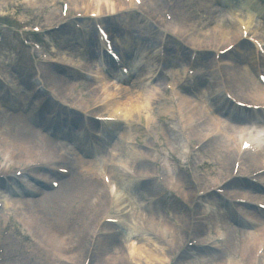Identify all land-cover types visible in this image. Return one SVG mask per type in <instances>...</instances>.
Instances as JSON below:
<instances>
[{
	"label": "rangeland",
	"instance_id": "374dc122",
	"mask_svg": "<svg viewBox=\"0 0 264 264\" xmlns=\"http://www.w3.org/2000/svg\"><path fill=\"white\" fill-rule=\"evenodd\" d=\"M44 3L41 0H33L32 3L30 2H24V0H0V62L6 66L11 68L12 70L16 71V75H19L21 78H26L29 76L31 79L34 80V76L36 73L41 70L44 73H50L51 70L49 69V65H45L41 61V58L39 55L35 54L31 48L24 46L21 43L20 37L24 33L15 25V22H13V19H22L26 22H29V24H34V23H43V27H45V32L42 35H39V39L36 37H31L32 40H35L39 42V44L42 45L44 52H66L70 53L72 55H77V56H82L83 52L81 49H76L75 47L78 48L76 45L79 41L78 36L75 34V27L72 26V23H69V26L65 27V32L66 34H62L58 32V30H53L49 31L50 24L56 25L58 22H60V11L62 7V3L67 1V0H43ZM158 3V6L161 10V12H169L171 14L176 13L177 20L180 21H196L197 25L203 29V32L207 31H214L216 24L214 21H217V18L219 16V13L215 10H210L205 8L206 6L201 5L200 3L196 2L195 0H173V3L177 7V9H171L167 5H165L164 0H155ZM119 2H122V0H119ZM44 5V6H43ZM263 5H264V0H263ZM207 9V10H205ZM76 10L75 7H73L72 4H70V10H69V15H73L74 11ZM255 24L251 27H254V30L257 31V33L264 37V23H259L258 19L256 18L254 21ZM117 25V32H121L122 30L119 29V27L123 24L118 23ZM226 24V23H225ZM225 24L222 23L221 26L222 28L225 27ZM237 26V23H234ZM58 25V24H57ZM165 22H160L158 23L159 27L165 26ZM125 26V25H124ZM125 31V27H123ZM187 31V29H184ZM187 34V33H186ZM186 34H181L178 35V38L176 36H171V40H169V43L173 49H171V53L173 56V60H177V53L176 52H186L187 55L191 54V48L192 43L188 42L186 40L185 42L180 43L179 40H183V37H185ZM68 35L73 39L72 41H68L66 38H68ZM202 32H200V35L198 33V36L201 38ZM149 33L146 31H140L137 29L135 32V37L130 38L128 36H124L125 38L133 39L138 43H141L142 45L147 46L149 51L157 47L159 44L160 38H158L155 35V40L158 41V43H153V40L149 38ZM154 36V35H153ZM211 38V37H210ZM209 38V41H210ZM122 42H124V39H122ZM210 45V44H209ZM205 49V48H204ZM204 52V51H203ZM238 55L235 53L231 56H229V59L234 62L233 66L229 69L226 70V73H222L220 77L217 79V75L214 70V63H213V57L210 54H207L206 57L201 58L204 61H207V64L202 63V66L199 64H196L197 67H202L205 68L206 71V81L207 83L205 85L199 86L198 88L202 91L203 93V104L205 105V108H215L218 105H223V100L221 93L218 92L220 90V83L227 87L231 88L234 90L236 93L240 95H248L249 92H245L244 90H240L237 87L236 81L239 79V73L241 72L238 70V65L237 62L235 61V57ZM210 65V66H208ZM173 68H177L178 66L171 65ZM242 70L252 75V77L255 79V70H253V73L250 72V67H246V65H242ZM213 71V76L211 75ZM64 73V72H63ZM232 78V79H228ZM45 82L42 83H37L36 84V89H39L41 87L46 88L47 90H56L57 88L51 87L50 82L51 80L49 78H44ZM5 83V82H4ZM60 85V84H59ZM217 85V86H216ZM92 86H89L88 84H82V82L74 83L72 81H69L67 84V89L66 86L64 87V90L66 91L67 94H69L70 98H75L78 101L81 102V104L85 105L88 102V106L92 105V98L89 92L87 91L88 89L90 90ZM8 90V89H7ZM161 101L160 103L162 104H177L180 101L181 95L179 93H173V92H168L164 91L163 87H161ZM22 91V90H21ZM30 91L25 92L23 90V98L26 100V103L24 106H21V109L23 110V115L21 114L20 111H16L13 116L16 117H24V122H10L9 117H7V114H2L0 111V129H7L9 130V136L13 140V143L17 142V131L18 129L20 130L21 128H24V126H27L26 123L30 125L31 122H35L36 119L40 117L42 113H44L43 118L49 117L51 110H47V112L43 111L39 107L38 103V98L40 97H35L32 98L31 96L29 99H26V95ZM3 93L7 94L9 96V99H12V105H16L17 102V96H14L13 93L8 91H4ZM197 91L191 93V97H187L185 100V105H189L191 100L197 101L194 96H197ZM135 95V94H134ZM193 95V96H192ZM34 96V95H33ZM248 100H252V97L249 95L247 96ZM2 101V100H1ZM69 101V100H68ZM198 102V101H197ZM202 102L200 104L202 105ZM11 105V106H12ZM191 106V105H190ZM38 107V108H37ZM93 107V106H91ZM102 107H97L96 110L99 112H93V113H101V114H107L110 113L111 111H100L102 110ZM228 108L225 110L224 114L221 115L219 118L221 121H223L224 128L227 130V136L229 135V138H232L231 141L227 142L228 145L231 148H235L238 145L237 137L240 133V128L236 126L238 123H250L252 120L253 113L250 112H243L239 111L236 113L234 117H241L243 120L241 121H233L232 118L233 116H228ZM39 111H41L39 113ZM154 117V116H153ZM142 115L141 117L139 115H132V118H130V122L135 126V129L133 130V135H131V139L133 140H128L125 142V132L128 131V122L123 121L120 125L114 126L116 128V135L114 136L112 142L108 145L114 148L115 144L117 142H120L128 148H132L137 151V158H141L140 155L141 153L146 155H151L153 159H156V164H144L142 167L141 165H133L137 170L141 171V174L143 176H147L149 173L151 175H155L156 181L159 184H162L163 187L169 188L170 193L166 195V198L161 200L158 203H154L156 198L158 197L159 194H162L161 189L157 185V183H153L148 185L147 189L152 190L153 194H151L150 197L147 198V195L145 194L144 191H141V185H134V189H129L130 193L127 194L129 198H132L134 203L138 201L135 205H133V208L130 207L129 209L126 210L128 214H130L129 220L123 218V221L120 225L116 227V231L119 232V236H121L123 239H120V242H118L117 238H114V241L116 242L115 246L122 253V260L121 263L125 264L124 261V253L125 256H127L128 259H130L131 264H136L132 260L131 257L127 255V248L130 242L128 241V236H131V231L133 226L131 225V220L136 217L137 215L144 216V210L147 213L146 215H153V211L157 212L156 216L160 217V219H166L167 221L174 223L176 219L181 218L183 214L187 216V219L185 222L181 225L180 230L183 232V238L188 235H185V228L188 225V228L192 226L193 223V216L200 218L206 216L209 221L206 228H200L199 230H196L194 235L196 236H202L206 235L207 233L211 232H216L217 230H223L225 233L227 230L221 227V224L217 226L212 225V214H221L226 212L227 210L223 207V203H225V198H217L215 196L211 197H204L203 199H196V187H207L211 186L215 183V181H219L222 179V176L219 175L220 172L223 171V167L218 165L214 160H213V155L211 154L214 150L218 149L220 147V142L216 143H211L210 146L207 148H200L198 151H194L191 156L185 155L187 144L189 145V150H192V147L195 143H198L200 141V138L197 136L196 132L190 133L189 131H185V127L183 125V122L180 119L175 118H165V119H160L157 120L158 124V131H152L147 134L146 129L148 126L146 123L143 121ZM42 118L39 119V121ZM39 125H33L35 128H41L42 122H39ZM232 122V123H230ZM200 123V122H199ZM214 123H216L214 121ZM9 125V126H7ZM11 126V127H10ZM199 128L197 129L198 131L202 132V137L209 135V133L214 130L217 125L211 123L208 119V123L206 125H196ZM6 129V130H7ZM46 130V129H43ZM79 131V130H78ZM247 131V130H243ZM39 134H41L44 137L50 136L51 132L48 131H38ZM233 132H237L238 134L231 136ZM167 133V134H166ZM245 133V132H244ZM170 134H174L178 136V139H180L181 143L179 146V150H176L175 146L172 144V141L170 139ZM193 135V137H191ZM223 136V133L220 132V134L214 139L220 138ZM124 137V138H122ZM226 137V135H225ZM61 144V143H58ZM154 144L157 145V148H154ZM262 147H264V144H262ZM125 154L129 157V154L127 151H124ZM115 153V151H114ZM118 154V153H117ZM173 154L176 161L173 159H169V155ZM164 155H167V158H165ZM76 156L75 159L81 161V157ZM118 156V155H116ZM114 157L115 161H120L118 157ZM191 160V163H188V160ZM99 162L101 161L100 158H98ZM112 160V159H111ZM130 160V159H129ZM1 162V160H0ZM111 162V161H110ZM206 162H210L212 165L208 166ZM115 163H113L114 166ZM157 164L159 166V171L157 168ZM186 164V165H185ZM204 168H201L202 165H204ZM111 164L109 163V166ZM147 165H149V169H147ZM64 166L68 167L69 169L72 170V167L69 163H65ZM86 166V165H85ZM112 166L109 167V169ZM21 168L19 165L7 169L6 167L4 168L3 166L0 167V173L5 174L6 171L13 172L15 169ZM86 169V168H84ZM190 169H194L193 173L190 172ZM107 170L106 172H108ZM231 168L228 170V174L230 173ZM224 173V172H223ZM226 173V174H227ZM149 174V175H150ZM225 174V173H224ZM110 175V173H109ZM177 176H181L185 178L188 183L190 184V187H192V195L195 198H190L185 201V203H181L177 200L179 198L181 192L184 190L182 188V185L177 181ZM159 178V179H158ZM161 179H165V181H161ZM138 180V178H134L133 181ZM71 182V183H70ZM169 182V183H168ZM168 183V184H167ZM174 185H173V184ZM68 187H73L74 185H78L77 187V192L76 194L80 195V204L76 205L77 208L79 209V212L77 213L76 217L71 219L70 223L68 225L72 226V233L71 231L68 232V235H59L60 237L56 238L55 236H48V237H43V236H34L32 233H30L31 237H27L26 234L31 232L32 226L31 225H26L23 224L18 215L15 214L12 215L11 213H6L4 211H0V243L5 237L2 235V231L4 229H9V236L7 237V241L9 243L8 247L5 248L4 253L2 254V258L4 259L3 262L0 264H81L83 257L89 256L91 254V247L89 246L90 244V233L89 228L91 227V222L87 218L88 213L86 212V203L85 200L82 198V188L81 184L79 182V179L77 178L76 174H72L71 180L67 183H65ZM94 184V183H93ZM99 184L102 185V178L100 177L99 179ZM167 184V185H164ZM72 185V186H70ZM96 185V184H94ZM98 186L96 189L100 190L102 186ZM6 193V192H3ZM18 193L20 194V190L18 189ZM7 194V193H6ZM67 194L64 193V195ZM102 195V199L107 202L108 201L105 198V194L102 192L100 193ZM242 194V192H241ZM8 195V194H7ZM114 196V193L110 195V198ZM11 198L16 201V203H20L21 205V198L16 195V194H11ZM150 199V200H149ZM28 200V199H26ZM62 200H67V198L64 196ZM217 200V202L215 201ZM94 201V199H93ZM141 201H143L145 204H147L146 208L144 207V204H141ZM199 202L200 205L195 208V210H191L189 207H191V204L194 202ZM212 203V206L210 205ZM67 204H70L72 208V202L68 201L65 205L63 204V201L61 202V208H64L67 206ZM152 207H155L152 209ZM200 207V208H198ZM22 213H25V210L23 207L21 208H16ZM112 215H119V213H111ZM28 217V216H27ZM91 218L90 216H88ZM100 215L96 216L95 219H98ZM132 217V218H131ZM102 218V217H100ZM76 219V222L72 223ZM211 219V220H210ZM225 222H231L233 223V218L229 217L226 219L225 217L222 219ZM134 221V220H133ZM11 222V224H10ZM141 224V221H137ZM137 226V225H136ZM235 227V226H234ZM237 228V227H235ZM189 231V230H188ZM190 235V234H189ZM235 238L233 239L234 244H239L240 241H242V237L236 234L234 236ZM65 239H67L68 242H70L71 246H76L81 239H83L84 246L81 249V259H75L77 256L69 251V247L67 246L68 242H65ZM146 238V237H145ZM180 241V243L183 241V245L185 246L187 243V236L186 240L184 239ZM172 240V238H166L165 241H161L159 243L162 248L165 249L167 252V255L169 256V250L171 252L177 250L175 247H172L168 240ZM89 242V243H88ZM125 245V246H124ZM113 246V242L110 241L109 239L100 241L98 245H96V248L94 250V253L91 254L92 258V264H114L113 261L110 260L109 256H112V254L109 252L108 248ZM227 246V244H225ZM224 246V247H225ZM59 247H63L64 252L63 254H59L57 251H59ZM147 247V245H146ZM223 246L221 248L223 251L217 252L216 256L220 257V254L223 253V255H228V253L225 251ZM148 248H151L148 246ZM89 253H86L85 251L87 250ZM189 250V258L184 259V262L177 261L175 264H178V262L185 263L190 262L191 260L200 259L201 257L206 258L201 253L200 251H194L192 248ZM240 250V249H239ZM233 254L228 255L230 259H235V260H240V257H235V250L233 249ZM237 254H239L238 249H236ZM53 256H58L57 261H52L51 257ZM85 255V256H84ZM207 256V255H206ZM210 256H215V255H210ZM75 257V258H74ZM210 258L207 256V259ZM73 259V260H72ZM61 260H64L62 262ZM146 263V261H145ZM117 264V263H116ZM127 264V263H126ZM138 264V263H137ZM168 264V261L167 263Z\"/></svg>",
	"mask_w": 264,
	"mask_h": 264
},
{
	"label": "bare ground",
	"instance_id": "6f19581e",
	"mask_svg": "<svg viewBox=\"0 0 264 264\" xmlns=\"http://www.w3.org/2000/svg\"><path fill=\"white\" fill-rule=\"evenodd\" d=\"M81 1V0H78ZM102 0H98V2H100ZM242 1H240L241 3ZM76 3V2H75ZM79 3L77 2L76 5H78ZM242 7L247 10V14H246V19H242L240 21H244L246 23H243L246 26V30L249 31V34H252L255 38H257L255 35L257 33L256 30H254V27H251V25L253 26V24L256 25V23H250L252 21V18L250 17L252 15V13L257 12L256 7H254V5H250L247 2H243ZM126 11V14L124 15V18H129L131 20L134 26H138V25H145V26H149V23H145L144 19L137 15L134 11L132 7H127L124 3L123 4H112L107 2V7H106V12L110 13V12H122V11ZM234 14H230V17H234ZM84 24H94V23H84ZM102 24H106V23H102ZM116 24V23H115ZM219 24V23H217ZM225 24V23H224ZM109 29V28H108ZM241 28L236 27V25L234 23H226L225 27L222 28L219 27V25H216L214 31H207V32H203V35L201 36V38L199 36H191L190 40L191 42H193L192 46L198 47L199 49L201 48H205L204 51L205 52H211V41H213V34L215 32H218V37L219 40H217L218 42L222 43V42H226L227 44H235L236 46L228 53V55L237 53V57H235V61L237 62L238 65V70H240L241 72L238 74L239 75V79L237 80L238 86L244 90H249V91H254L253 96L254 98H256L257 100L261 101L260 103H256L255 105H264V87L259 84V83H255L252 75L250 73L243 71L242 70V65H246V67H250L251 70L253 69H257L259 64L258 63H264L263 62V58L261 59V55L258 53L256 47H254L253 44H251L250 42L247 41H243L242 40V35H241ZM200 30H202V28H200ZM199 30V32H200ZM63 29L61 30V35L62 33H65V31H63ZM110 31V30H109ZM174 32L176 33H185V31L179 26L177 25L174 30ZM214 32V33H213ZM255 34V35H254ZM92 36L95 37V34L92 33ZM212 39H211V38ZM210 38V41H209ZM258 39V38H257ZM95 40V38H94ZM211 46H210V45ZM132 47L137 48V45L134 46L132 45ZM98 48L100 50V47L98 45ZM256 49V50H255ZM240 50V51H239ZM160 51V50H159ZM155 52L151 53L150 55L152 57L156 56ZM161 53V51H160ZM143 54H145V49H142V56ZM148 54V52L146 53ZM161 55V54H160ZM128 57V63L130 64V68L133 74L136 75V78L132 79V82H134L135 86H138L141 84V82L146 81V80H151L154 76H155V65L153 64H147L146 62L141 63L142 60L136 62V61H131L129 56ZM206 57V56H205ZM206 63V62H204ZM139 64H144L143 66L139 65ZM210 66V65H208ZM264 68V67H263ZM188 67L187 66H180L179 70L176 71H172L171 73V77H175L176 75H183L184 71H186L187 73ZM70 74L72 75H77V73H79L78 70H72L68 71ZM58 74H54L53 78L51 76V79L53 80H58V81H62V82H67L69 76L67 75H63V73L57 72ZM43 75V74H42ZM257 75V74H256ZM50 76V75H49ZM129 76H131V74H129ZM44 77V75H43ZM32 81H29L28 79L24 81V83L29 86V88H31L30 90L31 95L35 89L34 86V82L31 83ZM93 85H95L94 89L92 90V102H94L93 104L99 103L104 101L105 99L111 98V96L114 95H118V97L120 96L119 99L116 100H109L106 102V106L109 107L110 109L114 110L115 112L117 110H122L123 111V115L122 118L120 120L119 123H121V121H127L128 122V131L125 132V142L128 140H133L131 139V135H133V130L135 129V126L132 124V122H130V118H132V115L134 113H138L139 111L142 109H146L147 111H149L150 113L153 114L154 118L156 120L160 119H165V118H177L180 119L183 122L184 127L186 128L185 131H189L190 133L196 132L197 136L202 139L203 135L202 132L198 131L197 129L199 128L196 125H193V122H198V120H201V114H198L197 111L192 110L188 107H186L184 109L183 106V102L182 103H177V104H162L160 103L161 101V97L159 94V90L157 88H153V89H149V90H141L140 87H134L132 88H125L122 86H115V85H111L110 84V80L108 78H105L103 76H99L96 80V83H93ZM185 88H182L183 91H189L190 89L186 86H184ZM0 89H3V87L0 85ZM101 91H100V90ZM132 89L131 93L128 94L127 91ZM135 89H137L138 91H135ZM62 92V91H61ZM100 92H102L100 94ZM63 93V92H62ZM66 95V93H63ZM135 94V95H134ZM37 97H39L37 94H34ZM117 97V98H118ZM2 100V96L0 95V101ZM48 102V105L50 106H58L59 103L54 100V99H47L46 100ZM263 102V103H262ZM76 105V104H75ZM225 105H227V103H225ZM85 107V106H84ZM120 107V108H119ZM62 108V107H60ZM222 113V108H217L212 115L213 116H217L218 114ZM103 116V115H101ZM261 118L258 119L259 121H263L264 122V113L259 115ZM9 117V121L10 122H20L23 121L22 118L20 117H16V116H8ZM54 117V116H53ZM81 116L74 114V125L79 124L80 118ZM210 123H213L217 126H219V123H214V118L215 117H208ZM256 118V117H255ZM82 119V117H81ZM119 123L114 124V125H120ZM202 125L205 123H208V119L207 121H205V123L202 121L201 122ZM100 124V123H98ZM43 125H46L47 127L50 126H55L57 128L61 129V121H54L52 118V121H46L43 123ZM67 125V123H66ZM104 125V124H101ZM109 125V124H107ZM146 132L149 134L148 129H146ZM59 132H53V137L54 138H58V137H62L64 138L65 136V131H62L59 135ZM17 142L18 144H20V146L24 149L27 150V152L29 154H31L33 157L35 158H39L40 161L43 162V165L41 168H38V171L44 170V176L47 175L49 173V166L52 164V161L55 157H58L60 155L64 161L70 162L74 165V167L76 168V170L79 169V165L77 162H75L72 158H71V154L69 151L65 150L64 148H59L55 142L52 140H49L47 138L41 137L39 134H37L36 132H34L31 128H21L20 130L18 129L17 131ZM76 134V136H75ZM167 134V133H166ZM236 132H233L231 134V136L235 135L236 136ZM68 135H73V133H68ZM226 135V137H225ZM74 137H79L80 135H77L76 132H74ZM193 137V135L191 136ZM205 137V136H204ZM230 136H227V130L224 129L223 131V136L216 139V141L212 140L210 142L202 140V147L203 148H207L208 146L211 145V143H216V142H220V147L216 150H214L211 154L213 155L214 160L216 161L217 164H219L220 166L223 167V171L219 173L220 176H222V180L226 181V187H230L231 189L234 190H240V191H245V184L239 182V180L233 179L232 178V174L231 176L227 173L228 170L231 168L232 169V173H233V167H234V162H235V153L236 150L235 148H231L230 146H227L229 141L232 140V138H229ZM240 138V140H242V138L244 137V133H240L239 136H237V138ZM124 138V137H122ZM109 139V138H108ZM170 139L172 141V144L175 146L176 150H179V146H180V139H178L177 135L174 134H170ZM79 144L81 146H84L83 141H78ZM180 142V143H179ZM26 148V149H25ZM105 148V147H104ZM154 148H157V145L154 144ZM82 151V153L85 156H91L92 155V151H89L87 147H82V149H80ZM114 155H113V160L114 157L116 155V157L120 158L117 161L120 164L123 163H127L129 165H141L142 167L145 164V162L147 160H145L144 158L141 157L137 158L136 154L137 151L130 148V147H126L120 142H117L114 146ZM124 151H127V153L129 154V157L125 154ZM118 153V154H117ZM262 154V151L259 152L255 158L251 159V161L256 159V163H257V159L259 158V155ZM54 155H56L55 157H53ZM218 157V158H217ZM130 159V160H129ZM247 159V158H246ZM262 160H260L259 163H261ZM258 163V164H259ZM99 163H97L98 165ZM78 167V168H77ZM147 167H149L147 165ZM88 168L90 170V175H79V180L81 182V188H82V198L85 200L86 203V209H87V213L88 216H90L91 218H89L87 216V218L90 220L91 227L89 228V232H92L95 230V227L97 226V222L99 221V219H101L100 217H103L107 212L111 211V206H110V201L105 202L102 199V195L100 194L101 192H103V194H105V198L108 200L107 195L109 196V192L110 189H108L107 187H105V185L102 186V189L100 188V190L96 189L98 186H96L97 184V180H99V176H102V178L104 177V175H106L105 170L104 171H98L96 170V164L94 161L89 162L88 164ZM149 169V168H147ZM243 169V168H242ZM225 174H224V173ZM240 172H241V167H240ZM109 173L111 175V179L113 181V183L115 181H117L118 185H121V188L124 190V188L126 187L127 189H134V185H141V191H144L145 194L147 195V198L151 196V194H153L152 190L147 189L148 185L155 183V180L150 177L147 178H139L140 180L138 181H131L130 180V176L125 175L123 172H121L120 170L116 169L114 166H112L109 169ZM227 173V174H226ZM247 174V173H246ZM40 177V178H43ZM177 181H179V183L182 185V188L184 189L182 191V194L180 195V199L181 200H186V198H188L190 195V191H191V187L190 184L188 183V181L181 177V176H177ZM39 180V178H38ZM18 181V180H16ZM36 181V180H34ZM141 181V182H139ZM96 185H94V184ZM158 185V184H157ZM0 187L3 188V182L0 181ZM62 189H64V184H60L58 187V191H61ZM40 190L35 189V191H32L31 196H38L37 193H39ZM41 192V191H40ZM209 194V193H208ZM25 195V193H24ZM57 195V196H56ZM62 195V193H58L55 195H48V194H42V197L38 200H36L35 202H26L23 204V206L26 208V210H30V211H34V212H39L41 210V208L43 206H45L46 204H53V202L60 204V200L59 197ZM72 198L71 201L73 202L72 206L74 205V203L78 202L80 200V195L76 194V193H72L71 194ZM188 196V197H187ZM212 196V194L208 195ZM119 207H122L125 203L124 200V195H119ZM164 196L163 194L158 195V197L156 198V200L154 201V203H158L161 200H163ZM94 199V201H93ZM110 199V198H109ZM150 200V199H149ZM180 201V200H179ZM5 205L7 207H9V202L8 200L5 198L4 199ZM112 203V200H111ZM210 205L212 206V203H210ZM230 207H232L231 204H229ZM74 208H72L70 206V204H67L66 207H64L63 209H60L58 211V213H55L52 217H50V220L48 222L49 226V230L46 231L44 226L42 227V225L37 226L34 230L36 232H49V233H54L56 234V236L59 235H68V232L71 231L72 233V226L68 225L71 221V219L75 218L77 213L79 212V209L77 208V206H73ZM155 207H152V209H154ZM122 210V209H121ZM120 210V213H121ZM155 211H153V215L151 216H146L145 218H141V224L138 223L137 221H133L131 222V225L133 226L131 231V236H128V241L130 242V244H133V248L130 250V254H132L134 257V262H136V264L138 263L137 260L139 258L145 259L146 261L149 262V264H166L169 257L167 255V252L165 251L164 248H162V246L159 244L161 243V241H163V237H165L166 235H171L174 236V238L176 239V243L177 245L180 244V241L183 238V232L182 230H180L179 227H181V225L185 222V220L187 219V216L185 214H183V216H181V218L176 219V221L174 223H171L169 221H167L166 219H160V217H158V215L156 216ZM212 214V220H213V224L214 226L219 225V223L221 224V227L224 228L225 230H227V240L228 242H232V240L235 238V230L232 228V225L228 222L223 221L222 219L225 217L227 219V214L226 213H221V214H215V213H211ZM100 215V217L98 219H95L96 216ZM228 215H230L228 213ZM105 217V216H104ZM247 217H249V219H251V223H256L255 225H259L260 227L257 228L254 232H249L247 234H243V239L242 241H240L239 246L234 244V247L237 249V247H239L240 249V260H235V259H228L226 257V255L224 256H220L219 258H209V260L203 259L201 261V264H257V262H264V251L260 257V259L257 261L254 258V254L257 251L256 248H258L257 246H261L264 245V221H262L260 218H256L253 215H249L247 214L245 219H239L237 217H235V215L233 216V220L238 223L239 225L244 226H250V223H247ZM244 220H247V222H245ZM39 221L44 222V217H40ZM76 222V219H74V221L72 223ZM40 224V223H39ZM137 225V226H136ZM173 230V232H172ZM186 233V231H185ZM91 234V233H90ZM146 237V238H145ZM65 242L67 243V239H65ZM105 240V238H101L99 239L100 241ZM110 241L113 242V246L109 247L108 250L109 252L112 254V256L108 255L110 260L114 262V264H122L121 260H122V253H120V251H118V249L116 248L115 244L116 242L114 241V236L112 238H109ZM137 241V242H136ZM89 243V242H88ZM138 243L137 246H135L134 244ZM175 243V245H176ZM68 247H69V251L73 254H75L77 256V258L75 259H81V249L84 246V242L83 239L80 240V242L76 245V246H71L70 242L67 243ZM147 245V247H146ZM176 245V246H177ZM148 246H150L151 248H148ZM59 254L61 253V251H57ZM87 253V250L85 251ZM188 250H184L181 255L179 256V259H186L187 255H188ZM61 255V254H60ZM85 256V255H84ZM58 256H53L51 257L52 261H57ZM85 257H83L82 262L84 261ZM73 260V259H72ZM124 261L126 264V257H125V253H124ZM81 262V263H82Z\"/></svg>",
	"mask_w": 264,
	"mask_h": 264
}]
</instances>
